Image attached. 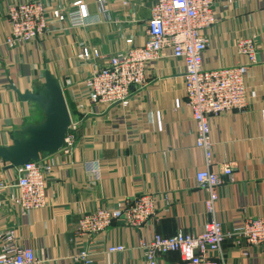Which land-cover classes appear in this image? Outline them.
Listing matches in <instances>:
<instances>
[{"label":"crops","instance_id":"1","mask_svg":"<svg viewBox=\"0 0 264 264\" xmlns=\"http://www.w3.org/2000/svg\"><path fill=\"white\" fill-rule=\"evenodd\" d=\"M10 1L0 0V147L10 146L11 135L32 123L36 105L22 101L16 91L36 92L46 69L58 81L60 76L67 79L65 85L60 83L79 128L74 151L69 157L56 156L44 209L25 213L14 204V171L0 160V181L7 185L0 189V235L13 230L15 244L33 249L41 264H76L72 257L85 244L75 236L82 216L100 207L122 209L128 200L150 195L155 215L144 227L118 221L89 247L91 264H147L139 245L156 234H197L211 220L228 232L245 219L264 216V0H214L217 24L208 32L203 67L245 64L235 44L246 36L254 37L259 49L257 64L245 79L247 107L211 120V171L223 178L213 213L206 209L207 191L195 181L206 161L196 148L179 60L165 57L149 63L148 84L134 91L128 107L91 105L83 89V81L103 64L80 62L76 55L81 48L112 57L142 46L151 0H107L106 15L100 14L95 0H41L47 9L65 12L84 4L91 23L96 22L73 30L56 25L46 38L14 50L4 45ZM226 165L232 167L231 178L223 176ZM97 168L99 173L94 172ZM4 244L0 239V251ZM114 245H124L127 252L109 254L107 249ZM208 256L219 264H264V247L245 255L227 240L220 253ZM156 260L183 264L177 253Z\"/></svg>","mask_w":264,"mask_h":264},{"label":"built area","instance_id":"2","mask_svg":"<svg viewBox=\"0 0 264 264\" xmlns=\"http://www.w3.org/2000/svg\"><path fill=\"white\" fill-rule=\"evenodd\" d=\"M100 14H108L107 0H95ZM150 17L146 22L145 42L140 47L107 57L95 48L83 47L78 52L80 62L100 61L83 81V89L91 105L128 107L136 90L147 84V66L153 61L172 57L183 64L182 79L186 105L190 109L196 127V148L201 150L206 168L195 175L197 185L207 191L206 209L213 213L218 200L217 189L223 178L211 171L213 143L211 120L232 111L247 107L246 76L257 64L258 46L252 36L240 38L235 49L246 63L234 67L207 70L203 67L204 55L210 39L208 32L217 24L214 0H151ZM6 21L9 26L4 45L10 50L30 45L49 36L56 25L69 29H86L95 24L84 4L78 3L75 10L47 9L41 0H11L7 7ZM99 22V21H98ZM169 50L170 54H166ZM44 80V76H43ZM63 89V88H62ZM68 105V103H67ZM69 108V105H68ZM71 125L61 150L53 156H41L37 162L13 168L15 179L11 184L18 191L14 204L23 212L44 209L48 203V177L57 169L56 156L69 157L74 151L79 128L71 110ZM94 172L99 173L97 168ZM231 165H226L223 176L232 177ZM10 185V186H11ZM9 186V185H8ZM7 187L0 181V189ZM155 215V201L150 195L127 201L122 209L98 208L79 219L75 236L84 240V248L72 257L76 264H91L89 247L97 236L110 229L118 221L134 227H144ZM5 244L0 251V264H41L33 249L15 244V232L1 234ZM227 240L248 255L250 249L264 247V216L243 220L228 232L222 224L211 220L197 234L178 231L171 236L156 234L139 247L147 264H157V256L177 253L183 264H219L209 258L210 253H220ZM109 254L127 252L124 245L107 249Z\"/></svg>","mask_w":264,"mask_h":264},{"label":"water","instance_id":"3","mask_svg":"<svg viewBox=\"0 0 264 264\" xmlns=\"http://www.w3.org/2000/svg\"><path fill=\"white\" fill-rule=\"evenodd\" d=\"M44 84L38 92L20 93L24 102L35 104L43 113L44 119L29 124L11 135L12 144L0 147V160L10 169L37 162L41 156H53L63 147L71 125V116L65 95L59 81L49 70L44 72Z\"/></svg>","mask_w":264,"mask_h":264},{"label":"rangeland","instance_id":"4","mask_svg":"<svg viewBox=\"0 0 264 264\" xmlns=\"http://www.w3.org/2000/svg\"><path fill=\"white\" fill-rule=\"evenodd\" d=\"M49 66H50V63H49ZM46 70H48V69H46ZM66 81H67V79H65L64 76H60V77H59V83L62 82V83L65 85V84H66ZM43 84H44V80H43V83L40 85L39 89L43 86ZM60 84H61V83H60ZM61 86H62V85H61ZM43 119H44V115H43V113H42L41 110L36 106L35 109H34V111H33V116L31 117V121H32V120H33L32 122L35 121V123H33V124H36V123L41 122Z\"/></svg>","mask_w":264,"mask_h":264},{"label":"trees","instance_id":"5","mask_svg":"<svg viewBox=\"0 0 264 264\" xmlns=\"http://www.w3.org/2000/svg\"><path fill=\"white\" fill-rule=\"evenodd\" d=\"M39 90H40V89H37V90H36V92H38ZM33 123H35V121H34V122H32L31 124H33Z\"/></svg>","mask_w":264,"mask_h":264}]
</instances>
